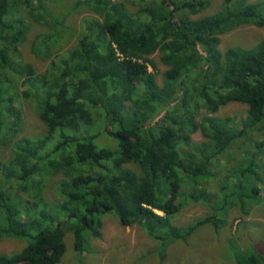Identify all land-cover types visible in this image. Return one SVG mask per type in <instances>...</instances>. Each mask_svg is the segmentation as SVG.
<instances>
[{"label": "trees", "instance_id": "1", "mask_svg": "<svg viewBox=\"0 0 264 264\" xmlns=\"http://www.w3.org/2000/svg\"><path fill=\"white\" fill-rule=\"evenodd\" d=\"M65 1L0 0V238L25 241L0 264L57 263L69 220L76 248L85 230L101 236L106 213L166 243L207 223L219 229L229 207L246 214L259 204L264 135L233 166L212 165L235 158L230 148L264 128V36L219 47L235 27H264V0H224L199 17L191 14L210 0ZM81 8L93 16L67 47V14ZM27 20L44 27L32 42L36 57L49 58L40 73L21 57ZM156 52L166 67L160 83L149 69ZM28 96L46 131L22 137L14 101ZM230 102L247 105L249 123L232 130L207 116ZM197 131L204 140L193 139ZM54 180L51 200L45 188ZM191 201L209 214L178 228L172 218ZM245 264L264 259L252 249Z\"/></svg>", "mask_w": 264, "mask_h": 264}, {"label": "rangeland", "instance_id": "2", "mask_svg": "<svg viewBox=\"0 0 264 264\" xmlns=\"http://www.w3.org/2000/svg\"><path fill=\"white\" fill-rule=\"evenodd\" d=\"M74 0H66L65 6L71 7ZM224 0H210L206 11L191 14L199 17L214 13ZM252 2L255 0H245ZM74 10L67 14V24L71 27L72 38L66 43L69 47L76 39L81 20L93 16L89 9ZM27 34L20 46L22 58L32 64L37 73L43 72L49 58L36 57L32 52V42L37 33L44 27L31 20L25 21ZM264 36V27L246 24L233 28L220 35L219 47L222 51L232 46L251 47ZM155 68V78L160 83L165 66L160 61L158 52L150 56ZM22 111V126L20 136H37L46 131L45 124L38 116L37 103L33 97L14 101ZM248 107L244 103L230 102L221 107L216 113L207 114L221 127L237 129L249 121ZM200 120V117H198ZM249 123V122H248ZM247 123V124H248ZM264 135V128L251 130L244 144H235L230 148L235 158L223 160L219 165H212V169H227L238 162L243 150L254 151V143ZM194 140H204L200 131L193 134ZM244 138H238L241 142ZM10 147L3 149L1 155L7 157ZM241 155H240V154ZM259 171L262 173L260 185L259 204H252L249 211L244 214L239 208L229 207L226 211L225 222L219 227L207 223L197 227L185 239L169 240L166 243L154 239L143 227L134 224L122 225L115 214L101 215V236L95 238L87 230L82 232V242L79 248L74 245L73 221H66L64 228L65 252L55 264H245L250 252L256 250L264 259V151H260ZM219 170V171H221ZM223 174L219 173V176ZM56 180L50 181L45 188V196L54 200L57 196ZM209 214V209L199 201L187 203L181 211L172 218V223L184 229L195 219ZM25 245L23 239L12 237L0 238V254H10L19 251Z\"/></svg>", "mask_w": 264, "mask_h": 264}]
</instances>
